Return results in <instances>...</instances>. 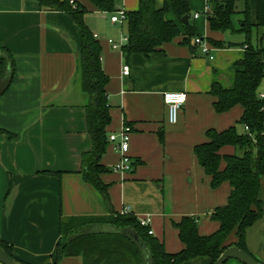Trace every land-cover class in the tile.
Here are the masks:
<instances>
[{"label":"crops","instance_id":"1","mask_svg":"<svg viewBox=\"0 0 264 264\" xmlns=\"http://www.w3.org/2000/svg\"><path fill=\"white\" fill-rule=\"evenodd\" d=\"M75 1L89 10L85 22L102 46V67L109 76L107 134L118 133L125 123L132 128V169H116L121 159L116 143H109L101 159L112 169L101 174L111 205L117 213L126 210L139 220L148 219L152 234L169 253H176L184 244L174 223L195 216L201 235L214 233L220 224L211 213L227 203L231 192L228 181L211 186L194 147L207 140L208 129L224 130L242 116L239 104L217 112L210 90L214 80L223 82L224 74L244 57L245 39L232 40L226 32L211 30L208 14L203 17L207 0H188L191 22L212 48L210 54L198 45L192 49L183 44L180 35L149 55H128L108 41L121 42L125 23L112 22V13L88 0ZM249 4L255 23L257 0ZM138 5L139 0H118L117 9L136 10ZM195 13L201 14L195 18ZM167 18L181 28L173 11ZM210 39L226 44L218 47ZM0 46L10 50L16 62L13 84L0 98V239L27 264H55L62 219L109 214L99 193L79 172L81 155L91 146L84 107L88 96L76 78L80 33L70 16L42 9L36 0H0ZM124 65L130 67L128 75L122 72ZM169 91L187 94L175 124L168 119L163 99ZM235 151L226 145L221 154ZM259 197L263 216L247 230L246 245L264 263V179ZM237 242L235 228L224 245ZM210 262L200 256L182 264ZM58 264H83V258L65 256ZM225 264L243 263L232 258Z\"/></svg>","mask_w":264,"mask_h":264},{"label":"trees","instance_id":"2","mask_svg":"<svg viewBox=\"0 0 264 264\" xmlns=\"http://www.w3.org/2000/svg\"><path fill=\"white\" fill-rule=\"evenodd\" d=\"M36 1L42 9L66 13L78 27L81 47L76 78L79 89L88 96L84 107L91 138L90 148L81 155L79 172L99 193L109 212L107 216L62 219L55 264L71 255H81L83 264H182L200 256L210 258V264H213L228 247L224 241L235 228L238 236L235 245L257 259L247 248L246 233L263 216L259 191L264 179V98L259 96V88L264 80V0H257L255 23L251 20L249 0H209L212 7L208 14L210 29L241 32L245 35L241 45L247 46L244 57L230 69L232 84L226 86L220 80L212 82L210 93L216 98L214 108L217 112H226L239 104L243 113L236 125L221 131L208 129L207 140L194 147L199 164L211 176V186L217 188L228 181L231 192L227 203L211 213V218L220 224L214 233L201 235L195 216H183L174 223L184 244L176 253H169L164 243L149 233V226L142 225L135 215L117 213L111 205L109 186L101 179L102 173L112 170L101 162L110 143L106 130L111 123L106 91L109 76L102 67V46L85 22L88 9L75 0ZM88 1L101 11L113 13L118 10V0ZM239 1L244 3L242 10H238ZM170 11L174 12L181 28L175 20L167 18ZM237 12L243 17L239 28L233 21ZM184 16L188 17L187 23L182 22ZM125 25L127 41L122 51L128 55H149L180 35L184 36L182 43L194 49L191 39L199 36L191 22L188 0H164L161 4L157 0H139L136 10L126 11ZM253 29L258 30L256 45L252 43ZM209 41L218 47L226 44L214 39ZM15 73L13 54L0 46V98L13 84ZM239 124L247 126L248 130L240 132ZM226 145L239 148L243 153L222 155L221 149ZM222 161H225L224 168H221ZM0 245L10 256L21 261L15 256L12 245L2 239Z\"/></svg>","mask_w":264,"mask_h":264},{"label":"built area","instance_id":"3","mask_svg":"<svg viewBox=\"0 0 264 264\" xmlns=\"http://www.w3.org/2000/svg\"><path fill=\"white\" fill-rule=\"evenodd\" d=\"M212 11L211 4L209 0H207V5L205 8V13L209 14ZM201 13H195L194 17L197 18L200 16ZM111 21L112 22H118L120 24H124L126 21V10L124 9H118L111 15ZM94 37L98 39V35L94 33ZM109 43L112 45L115 49H122V46L127 41V36L124 35L121 38V42H116L113 39L108 40ZM193 41L195 45H198L202 51L206 54H210L212 48L210 47L209 43L204 39V37L201 36H195L193 37ZM244 48H247L245 45ZM210 58L213 59V56L210 55ZM122 72L124 75H128L130 73V67L128 65H124ZM259 96L261 98H264V92H259ZM164 103L167 106L168 110V119L170 121L172 113L175 112L177 115L178 120V113L181 107L185 104L187 99V94L185 92H165L163 94ZM183 101V102H181ZM264 110V108H263ZM245 129L248 130V127L245 126ZM132 132V128L129 124L125 123L123 128L115 134H111L109 136V142L116 143V149L120 152L121 159L120 163L117 165L116 169L120 171H129L132 169V159L129 155V147H130V134ZM128 211H123L121 214H127ZM142 225L148 226V219L140 220ZM149 233L152 234L151 229L149 230Z\"/></svg>","mask_w":264,"mask_h":264},{"label":"water","instance_id":"4","mask_svg":"<svg viewBox=\"0 0 264 264\" xmlns=\"http://www.w3.org/2000/svg\"><path fill=\"white\" fill-rule=\"evenodd\" d=\"M212 6L214 8L215 3H213ZM182 22L187 23L188 17L184 16L182 18ZM135 238H137V236H135ZM232 258L241 261L243 264H264L236 245L227 247L213 264H225L229 259ZM0 262L3 264H25L10 256L1 245Z\"/></svg>","mask_w":264,"mask_h":264},{"label":"rangeland","instance_id":"5","mask_svg":"<svg viewBox=\"0 0 264 264\" xmlns=\"http://www.w3.org/2000/svg\"><path fill=\"white\" fill-rule=\"evenodd\" d=\"M243 7H244V3H243V1H239L238 2V10H242L243 9ZM88 12H89V10H88ZM203 17H205V18H207V14L206 13H204L203 14ZM243 17H242V15H241V13H239V12H237L236 14H234V16H233V21H234V26L236 27V28H239V26H240V20L242 19ZM124 32H125V34H126V31L124 30ZM226 34L228 35V37L229 38H231L232 40H239V39H245V35L244 34H240V33H236V32H232V31H226ZM257 40H258V30L257 29H253V31H252V43L254 44V45H256L257 44ZM223 82H224V84L226 85V86H230L231 84H232V74H231V72H227V73H225L224 74V77L221 79ZM264 92V80H263V82H262V84H261V86H260V88H259V92ZM238 127V130L240 131V132H244L245 131V127L243 126V125H238L237 126ZM235 153H237L238 155H241L242 153H243V151L242 150H240L239 148L237 149V148H235ZM214 220V219H213ZM199 225V224H198Z\"/></svg>","mask_w":264,"mask_h":264},{"label":"clouds","instance_id":"6","mask_svg":"<svg viewBox=\"0 0 264 264\" xmlns=\"http://www.w3.org/2000/svg\"><path fill=\"white\" fill-rule=\"evenodd\" d=\"M181 102H183V101H181ZM170 122L173 123V124H175L177 122V115H176L175 112L172 113Z\"/></svg>","mask_w":264,"mask_h":264}]
</instances>
